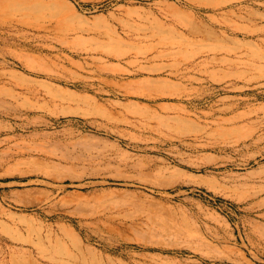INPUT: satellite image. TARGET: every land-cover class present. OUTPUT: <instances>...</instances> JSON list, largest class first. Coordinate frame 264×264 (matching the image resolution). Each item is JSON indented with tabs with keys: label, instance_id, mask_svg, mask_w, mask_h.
<instances>
[{
	"label": "rangeland",
	"instance_id": "obj_1",
	"mask_svg": "<svg viewBox=\"0 0 264 264\" xmlns=\"http://www.w3.org/2000/svg\"><path fill=\"white\" fill-rule=\"evenodd\" d=\"M0 264H264V0H0Z\"/></svg>",
	"mask_w": 264,
	"mask_h": 264
}]
</instances>
